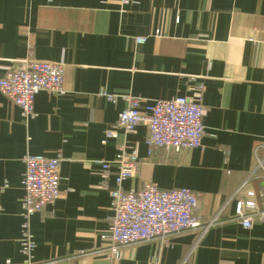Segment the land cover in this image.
Instances as JSON below:
<instances>
[{
    "label": "crops",
    "instance_id": "obj_1",
    "mask_svg": "<svg viewBox=\"0 0 264 264\" xmlns=\"http://www.w3.org/2000/svg\"><path fill=\"white\" fill-rule=\"evenodd\" d=\"M25 59L63 64L64 92L37 94L28 120L0 94V264L23 259L27 154L60 159L58 199L29 220L36 263L82 253L70 264H264V223L242 228L230 200L255 147L264 155V0H0V77ZM200 87L202 148L149 149L143 123L106 137L125 97L194 99ZM121 149L139 160L124 191L187 188L203 222L223 208L219 222L197 244L188 231L110 257L100 237ZM261 187L253 180L247 189Z\"/></svg>",
    "mask_w": 264,
    "mask_h": 264
},
{
    "label": "built area",
    "instance_id": "obj_2",
    "mask_svg": "<svg viewBox=\"0 0 264 264\" xmlns=\"http://www.w3.org/2000/svg\"><path fill=\"white\" fill-rule=\"evenodd\" d=\"M134 0H120L121 6H127ZM142 44L145 38H137ZM64 65L61 63L41 62L25 59L19 67L7 71L0 77V94L17 106L25 119L34 117V99L40 92L61 95L64 92ZM202 87L194 99L174 97L168 100L144 101L139 97L127 96L126 106L117 116L115 125L106 131V137L116 136L114 129L131 133L140 123L147 126L149 149L166 148L173 151L202 148L204 128L202 118L204 107L201 104ZM110 101L113 95L100 94ZM145 103L144 112L139 108ZM262 146L254 149L255 165L246 179L234 191L230 200L234 201V217L244 229H251L254 223H264V155ZM116 188L110 192L112 216L110 223L101 235L103 241L110 243L109 256H116L121 248L139 243L167 241L170 237L184 232H195L197 244L202 236L219 222L221 208L206 222L197 214L198 197L187 188L164 190L156 184L146 183L138 191H124L122 182L135 177L139 169V160L123 149L116 155ZM21 200L22 240L19 263L9 260L2 264H70L74 257L64 260H51L43 263L33 261L35 242L29 230V220L44 207L53 204L59 196V158H47L27 154L24 159ZM105 175L108 164L100 163ZM253 180L262 182L258 193L247 189ZM244 193V196H242Z\"/></svg>",
    "mask_w": 264,
    "mask_h": 264
}]
</instances>
